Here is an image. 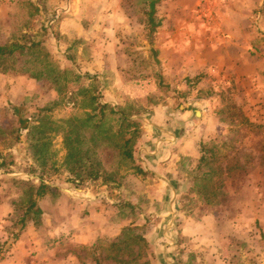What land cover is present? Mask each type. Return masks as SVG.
Returning a JSON list of instances; mask_svg holds the SVG:
<instances>
[{
    "label": "rangeland",
    "instance_id": "obj_1",
    "mask_svg": "<svg viewBox=\"0 0 264 264\" xmlns=\"http://www.w3.org/2000/svg\"><path fill=\"white\" fill-rule=\"evenodd\" d=\"M97 1H83L71 14V0H0V45L38 42L40 58L46 53L54 65L66 69L70 80L71 69L83 75L68 82L70 87L59 95L57 84L19 69H39L42 64L27 61L30 55L16 53L6 63L14 68L0 70V160L6 162L0 169V264H94L97 258L114 257L110 242L129 224L146 239L140 262L264 264V0H250L249 11L222 12L224 18L248 23L254 41L250 51L258 57L260 71H250L248 80L237 84L236 74L215 77L212 70L203 69L198 74L201 82L187 96H182L189 84L186 78L197 74L196 64L182 58L191 57L193 50L189 44L173 49L167 37L176 38L178 30L159 26L164 20L211 22L216 1L197 0L191 11L174 5L176 0H166L168 5L161 8L162 0H113L109 11H101ZM150 17L159 22L155 29ZM183 30L184 36L194 34L193 29ZM160 57L174 62L160 63ZM81 88L99 93L102 101L116 108L142 109V129L146 118L154 119V106L171 101L174 112L185 106L197 122L205 118L199 125L210 133L205 141L217 150L216 165L244 167L242 182H234L239 176L234 173L230 192L219 188L212 194L210 184L201 181V192L186 196L187 172L197 157L167 165L166 182L125 167L107 184L78 181L63 162L67 150L61 129L50 146L55 160L40 171L26 136L44 115L58 123L84 117L90 111L85 106L90 95L81 94ZM13 106L19 107V114ZM214 116L223 123L218 132L209 127ZM110 125L115 128L113 121ZM105 147L96 148V153L100 152L105 170L114 171L109 164L116 160L115 150ZM103 151L108 155L102 157ZM29 165L47 188L38 200L40 224L31 223L26 231L20 230L19 219L26 207L27 185L19 180H39L29 176ZM24 230L27 237L21 240ZM100 230L106 236L94 240ZM84 233L88 242L81 241ZM123 257L132 258L128 253Z\"/></svg>",
    "mask_w": 264,
    "mask_h": 264
},
{
    "label": "trees",
    "instance_id": "obj_2",
    "mask_svg": "<svg viewBox=\"0 0 264 264\" xmlns=\"http://www.w3.org/2000/svg\"><path fill=\"white\" fill-rule=\"evenodd\" d=\"M149 21L152 29H155L159 25V22L155 23L152 17L149 18ZM38 46V42H31L27 45L26 43L16 41L0 45V64L2 65L0 70L6 71L7 68H14L11 63H8L10 67L6 65L9 59L14 58L12 57L14 54L30 55L31 58L27 61L32 60L36 64H42L39 69H30V71H24L22 68L19 69L23 72H30L32 77L43 78L52 84H57L55 90L61 95L63 90L70 87L71 83L68 82L77 81L83 75L71 69L73 79L70 80L66 75V69H60L54 65L52 60L47 59L46 53L40 58L41 51L38 49ZM19 69L17 70L20 71ZM193 81V78L187 79L189 84L184 89L185 92L182 96H187L194 89L195 84ZM79 92L81 94L88 93L85 88H81ZM88 94L90 95L89 102L85 106H89L90 111L84 117H70L58 123L44 115L40 119V125H34L29 130L26 140H28L30 154L34 162H38L40 171L46 170L47 166L54 162L55 152L50 146L55 134L61 129V136L67 150L63 162L67 171L73 174L78 181L88 179L99 181L100 184H107L109 180H113L118 170L124 167V169L134 173L147 174L148 172L141 167L134 156V147L142 132L141 125L143 124V120L139 117L142 109L130 111L127 107L116 108L110 102L102 101L99 93L94 94L90 92ZM12 109L15 114L20 113L19 107L13 106ZM24 121L21 119V123ZM111 121L115 123L114 129L110 125ZM18 130H20V127ZM103 144L106 146L105 149L115 150L116 160L114 163L109 164L110 166H115L116 170L114 171L105 170L100 159V152L96 153V148ZM199 153V156L194 159V165L187 172L186 180L189 182V186H187L188 191L186 196L199 194L202 190L201 181H204V184H210L212 194H216L219 188L224 189L223 193L227 194L226 191L234 186L232 183L234 173H239L234 182L238 184L242 182V178L244 177L243 166L237 165L231 167L227 163L223 168L216 165L217 150L207 144L200 146ZM107 155L103 151L102 157ZM189 159L191 160L192 158ZM189 159H183V162L185 163ZM5 165V160H0V169L5 168ZM27 171L29 176L36 175V178L38 177L39 180L38 183H34V179L30 178L19 180L20 183L27 185V189L25 190L27 194L26 207L19 219L20 230L30 221L37 225L40 224L42 210L38 205V200L44 195L47 188L42 176L36 174L34 166L29 165ZM222 175H224V180L221 179ZM228 177L230 178L227 179ZM215 180L221 181L219 184H215ZM235 188L237 190L238 186ZM236 190L233 191L235 195ZM121 204L118 205L121 206ZM135 229L136 226L133 224L124 226L121 233L110 242V246L115 250L114 257L105 256L104 258H97L94 264H148L147 261H139V257L144 252V247L147 243L145 237L136 232ZM127 253L132 256L131 259L123 257ZM112 258H115V260L108 261L112 260Z\"/></svg>",
    "mask_w": 264,
    "mask_h": 264
},
{
    "label": "crops",
    "instance_id": "obj_3",
    "mask_svg": "<svg viewBox=\"0 0 264 264\" xmlns=\"http://www.w3.org/2000/svg\"><path fill=\"white\" fill-rule=\"evenodd\" d=\"M83 1L86 0H71V5L68 3L66 7L70 5L71 14H75L79 9V4ZM112 1L113 0H98V10L109 11ZM215 1V7H212L211 22L194 20L189 24L184 22L187 19L177 21L164 20L159 26L162 28L174 26L176 30H178L179 33H176V38L167 37V43L171 45L173 49L179 48L183 44L191 45L193 50L192 56H183L182 59H190L194 65L196 64L194 74H197L192 76L195 87L201 82L200 74L203 69L206 68L209 71L212 70V76L215 77H227L228 75L236 74L235 82L237 84H240L242 79L248 80L250 71L252 74L260 71L258 57H253L250 51L249 44L252 45L254 41H252V38L250 39L248 23L245 22L243 24L242 20L239 21L240 23L238 21L234 22L233 20L227 19L226 16L225 18L222 16L223 11H249L250 0ZM167 2L166 0H162L160 8L168 5ZM231 3L236 4L231 6ZM174 5L180 7L183 11H191L196 8L197 0H176ZM115 7L117 8L118 6ZM73 17L75 19L77 18L76 15H73ZM78 19H81V17H78ZM183 28L193 29L192 32L194 34L191 36H184L185 33ZM160 41H162V37L159 42ZM159 60L160 63L166 62L168 64H173L174 62L170 57H160ZM253 62L256 63L254 64ZM167 67L173 68L172 65H168ZM194 89L191 92H193ZM216 93L217 92H214V94ZM173 103H171V101L166 103L162 102L154 106V119H151L152 121H149L148 118L144 120L146 126L144 124L145 127L142 129V133L134 147L136 161L145 171L152 176L154 175V180L161 182H166L168 180L164 175V168L167 165L177 164L179 161L181 163L183 159L198 157L200 153L196 147L197 141L201 140L199 146L210 142V140L205 141L206 138H210V133L207 131L208 129H202L201 125H199V123L205 122V118L197 122V120L192 117L190 110L185 108V106H180L178 112H174L171 105ZM154 114L156 115L155 117ZM221 122L222 120L219 117L214 116V118L212 117V124L209 125V127H213L214 130L218 132L219 126L223 124ZM86 197L87 196H85V198ZM88 210L91 216L93 212L91 209ZM86 221H88L87 216L85 218V222ZM31 223L33 222H28L24 227L26 231L31 227ZM110 223L114 224V222ZM25 230L23 231L24 233L21 234V240L27 237L25 236ZM90 231L92 230L90 229ZM105 232V230L96 231L94 240L97 237H105ZM80 238L82 239L81 241H89L86 233H84V236L81 235Z\"/></svg>",
    "mask_w": 264,
    "mask_h": 264
}]
</instances>
